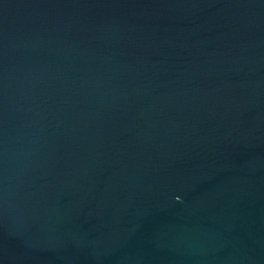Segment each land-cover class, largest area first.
Returning <instances> with one entry per match:
<instances>
[{
  "label": "water",
  "instance_id": "95a60500",
  "mask_svg": "<svg viewBox=\"0 0 264 264\" xmlns=\"http://www.w3.org/2000/svg\"><path fill=\"white\" fill-rule=\"evenodd\" d=\"M0 264H264V0H0Z\"/></svg>",
  "mask_w": 264,
  "mask_h": 264
}]
</instances>
